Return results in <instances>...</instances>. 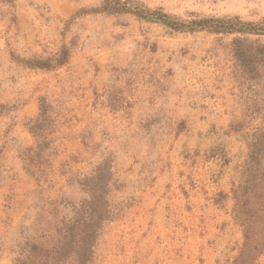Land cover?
<instances>
[{
    "label": "rangeland",
    "instance_id": "374dc122",
    "mask_svg": "<svg viewBox=\"0 0 264 264\" xmlns=\"http://www.w3.org/2000/svg\"><path fill=\"white\" fill-rule=\"evenodd\" d=\"M104 1L0 0V264L39 214L50 228L74 216L87 193L71 177L106 160L112 212L94 264H232L244 242L233 189L249 134L264 130V35L192 21L257 28L264 0H129L144 18L96 11ZM161 14L181 29L151 21ZM63 46L65 65L22 61ZM42 98L55 109L39 181L24 152Z\"/></svg>",
    "mask_w": 264,
    "mask_h": 264
},
{
    "label": "trees",
    "instance_id": "16d2710c",
    "mask_svg": "<svg viewBox=\"0 0 264 264\" xmlns=\"http://www.w3.org/2000/svg\"><path fill=\"white\" fill-rule=\"evenodd\" d=\"M129 0H105L96 11L107 13H133L144 18L142 10L128 7ZM232 19L200 18L193 20L195 29H206L217 33H254L264 35V24L251 27ZM151 21L161 22L171 28L180 30L181 26L169 20L167 14H161ZM257 25V24H256ZM259 25V24H258ZM71 49L63 46L53 59L22 60L25 64L44 69L59 67L68 63ZM55 107L47 98L41 99L40 112L35 120L30 121L29 130L37 140L35 148L24 152V159L29 165V172L39 181L46 180L44 155L48 150L49 126ZM241 130V129H238ZM237 130V131H238ZM249 152L244 165L243 177L233 189L235 218L243 227L244 242L239 254L232 264H256L264 254V130L257 128L249 134ZM112 164L109 161L97 165L91 174L71 177L82 186L87 197L75 207L74 216L65 217L53 224L46 225V217L39 214L34 224L35 235L21 246L13 264H94L95 246L103 233L104 224L111 217L110 194L114 185ZM55 217V216H54Z\"/></svg>",
    "mask_w": 264,
    "mask_h": 264
}]
</instances>
